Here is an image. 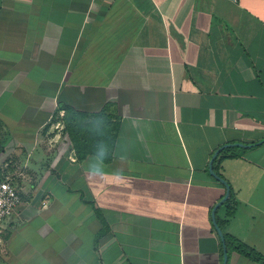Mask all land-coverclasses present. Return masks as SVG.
I'll list each match as a JSON object with an SVG mask.
<instances>
[{
    "label": "crops",
    "instance_id": "1",
    "mask_svg": "<svg viewBox=\"0 0 264 264\" xmlns=\"http://www.w3.org/2000/svg\"><path fill=\"white\" fill-rule=\"evenodd\" d=\"M262 140L264 0H0L5 264H223L209 164ZM238 148L215 219L264 256V144Z\"/></svg>",
    "mask_w": 264,
    "mask_h": 264
},
{
    "label": "built area",
    "instance_id": "2",
    "mask_svg": "<svg viewBox=\"0 0 264 264\" xmlns=\"http://www.w3.org/2000/svg\"><path fill=\"white\" fill-rule=\"evenodd\" d=\"M60 127V125H59ZM22 203V197L11 177H0V238L6 225Z\"/></svg>",
    "mask_w": 264,
    "mask_h": 264
},
{
    "label": "water",
    "instance_id": "3",
    "mask_svg": "<svg viewBox=\"0 0 264 264\" xmlns=\"http://www.w3.org/2000/svg\"><path fill=\"white\" fill-rule=\"evenodd\" d=\"M264 144V140L258 142L256 145H262ZM232 146H238V147H241V148H251L253 147V145H244V144H227V145H224L223 147H221L219 150H217L215 152V154L213 155L212 157V160L210 161V164H209V170H210V173L211 175L217 179L219 182L223 183L226 187V195L224 196V198L214 207L213 209V213H212V218H213V222H214V225H215V228H216V231L220 237V240H221V243H222V248H223V264H228V248H227V245H226V241H225V238H224V234H223V231L221 230V228L218 226V224L216 223V219H215V214H216V211L222 206L224 205L229 197H230V194H231V187L230 185L223 179L221 178L215 171H214V168H213V163L215 161V159L218 157V155L224 151L225 149H228Z\"/></svg>",
    "mask_w": 264,
    "mask_h": 264
},
{
    "label": "trees",
    "instance_id": "4",
    "mask_svg": "<svg viewBox=\"0 0 264 264\" xmlns=\"http://www.w3.org/2000/svg\"><path fill=\"white\" fill-rule=\"evenodd\" d=\"M253 147H257V145L255 144V145H253ZM235 149H239V148L236 147V146H232V147L224 150L223 152H233ZM215 172L218 174L216 169H215ZM220 177L223 178L222 176H220ZM229 216L230 217L233 216V211L229 212ZM219 225L221 227V230H223L224 227H225V223H220ZM223 234H224V238H225L226 245H227L228 249L229 248L230 249L233 248L239 254L245 256L246 258L250 259L251 261L259 263V264H264V256L261 255L259 252H257L256 250L252 249L251 247H249V246H247V245H245L243 243H240L239 241L233 239L228 234H226L224 232H223Z\"/></svg>",
    "mask_w": 264,
    "mask_h": 264
},
{
    "label": "clouds",
    "instance_id": "5",
    "mask_svg": "<svg viewBox=\"0 0 264 264\" xmlns=\"http://www.w3.org/2000/svg\"><path fill=\"white\" fill-rule=\"evenodd\" d=\"M100 155L106 157V152L101 151ZM103 163H104V161H103ZM89 168H90V173L93 175H102L103 174V167L97 168L95 166H90Z\"/></svg>",
    "mask_w": 264,
    "mask_h": 264
},
{
    "label": "rangeland",
    "instance_id": "6",
    "mask_svg": "<svg viewBox=\"0 0 264 264\" xmlns=\"http://www.w3.org/2000/svg\"><path fill=\"white\" fill-rule=\"evenodd\" d=\"M4 235V234H3ZM2 235V236H3ZM1 248H0V264H5L4 260H3V256H1Z\"/></svg>",
    "mask_w": 264,
    "mask_h": 264
}]
</instances>
